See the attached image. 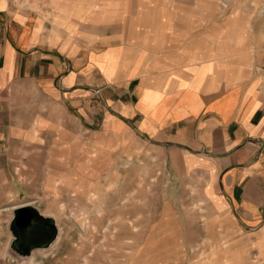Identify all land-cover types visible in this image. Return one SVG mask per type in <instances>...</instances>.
Here are the masks:
<instances>
[{
	"label": "crops",
	"instance_id": "crops-1",
	"mask_svg": "<svg viewBox=\"0 0 264 264\" xmlns=\"http://www.w3.org/2000/svg\"><path fill=\"white\" fill-rule=\"evenodd\" d=\"M219 4L0 0V155L50 159L68 191L105 157L133 197L157 179L200 264H264V0L205 23Z\"/></svg>",
	"mask_w": 264,
	"mask_h": 264
},
{
	"label": "rangeland",
	"instance_id": "rangeland-1",
	"mask_svg": "<svg viewBox=\"0 0 264 264\" xmlns=\"http://www.w3.org/2000/svg\"><path fill=\"white\" fill-rule=\"evenodd\" d=\"M219 5L220 15L213 20L204 16L205 23H227L231 17L227 7H243L244 0H220ZM245 18L240 16L246 23ZM37 145L27 143L29 155ZM107 162L103 157V175H79L82 189L68 191L56 188L60 176L52 173L50 159L5 160L0 155V264H200L195 252L200 241L176 237L179 224L160 221V208L152 205L154 193L159 192L157 179L148 182L140 176V190L133 197L132 178L128 176L122 187V175L106 174L112 165ZM66 177L60 186L67 187ZM102 178L100 202L98 190L92 188H98ZM22 205L53 218L56 229L49 248L26 257L19 254L11 230L15 210Z\"/></svg>",
	"mask_w": 264,
	"mask_h": 264
},
{
	"label": "flooded vegetation",
	"instance_id": "flooded-vegetation-1",
	"mask_svg": "<svg viewBox=\"0 0 264 264\" xmlns=\"http://www.w3.org/2000/svg\"><path fill=\"white\" fill-rule=\"evenodd\" d=\"M17 218L18 216L14 217L11 230L19 254L30 256L34 251L46 250L51 245L56 233L53 222L36 216L24 225L17 223Z\"/></svg>",
	"mask_w": 264,
	"mask_h": 264
},
{
	"label": "water",
	"instance_id": "water-1",
	"mask_svg": "<svg viewBox=\"0 0 264 264\" xmlns=\"http://www.w3.org/2000/svg\"><path fill=\"white\" fill-rule=\"evenodd\" d=\"M15 216H18V223L21 224H26L28 221L32 220L33 218H35L36 216L39 217V214L36 212V210L30 206H26V207H22V208H18L15 210ZM55 229V227H54ZM56 230V229H55Z\"/></svg>",
	"mask_w": 264,
	"mask_h": 264
},
{
	"label": "bare ground",
	"instance_id": "bare-ground-1",
	"mask_svg": "<svg viewBox=\"0 0 264 264\" xmlns=\"http://www.w3.org/2000/svg\"><path fill=\"white\" fill-rule=\"evenodd\" d=\"M82 211H83V210H82ZM79 213H80V212H79ZM80 214H81V213H80ZM82 214H83V213H82ZM82 214H81V215H82ZM57 221H58V220H57ZM18 222H19V221H18V219H17V223H18ZM127 224H129V223H127ZM120 225H121V224H120ZM121 226H122V225H121ZM132 226H133V225H132ZM113 229H115V228H113ZM131 230H132V229H131Z\"/></svg>",
	"mask_w": 264,
	"mask_h": 264
}]
</instances>
